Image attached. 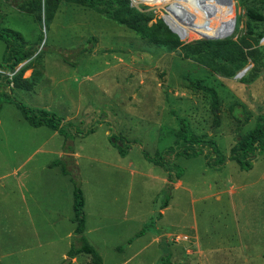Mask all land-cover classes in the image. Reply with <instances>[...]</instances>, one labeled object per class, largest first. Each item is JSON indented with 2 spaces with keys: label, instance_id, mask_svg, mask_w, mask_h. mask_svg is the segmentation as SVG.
<instances>
[{
  "label": "rangeland",
  "instance_id": "obj_1",
  "mask_svg": "<svg viewBox=\"0 0 264 264\" xmlns=\"http://www.w3.org/2000/svg\"><path fill=\"white\" fill-rule=\"evenodd\" d=\"M123 1L147 11L151 16L147 24L162 21L169 26L164 8ZM232 1V34L180 39L193 42L243 34L245 6L258 1ZM0 21L30 44L42 34L22 74L32 83L31 89H10L0 78V90L29 106L55 111L79 132L95 127L82 136L72 134L75 154L68 166L76 170L72 173L85 199L83 235L102 264H160L163 250L171 252L170 264H264V152H256L248 170L228 159L213 168L206 165L203 154L169 153L168 163L161 167L142 154V149L163 153L173 143L178 118L183 117L194 132L215 139L228 155L237 129L234 114L241 110L235 105L231 112L229 106L236 102L250 111L241 128L245 132L254 125L256 105L264 103V35L258 43L263 52L260 62L248 61L225 77L178 48L157 46L78 3L63 1L45 24L42 16L0 0ZM251 23L264 31V20ZM3 48L0 39V60ZM242 69L243 74L236 76ZM191 80L215 88L218 124L212 125L210 95ZM114 133L129 144L125 156L109 141ZM63 139L45 125H29L12 102L1 103L0 264H59L68 243L78 244L73 234H67L75 225L69 215L73 183L59 166L50 165L62 156ZM171 162L184 170L166 191L167 206L160 209ZM159 211L162 215L156 217ZM145 223L144 233L134 237ZM177 234L187 238L175 240ZM129 238H133L130 243ZM90 258L79 253L70 264H91Z\"/></svg>",
  "mask_w": 264,
  "mask_h": 264
},
{
  "label": "trees",
  "instance_id": "obj_2",
  "mask_svg": "<svg viewBox=\"0 0 264 264\" xmlns=\"http://www.w3.org/2000/svg\"><path fill=\"white\" fill-rule=\"evenodd\" d=\"M5 4L11 6L19 11L26 13H34L35 16H42L45 24L52 20L58 5L63 1L82 4L84 6L94 9V11L109 17L111 20L123 24L134 30L141 38L165 48L174 49L178 48L188 57L194 59L198 63L209 67L210 69L221 73L225 77L233 76L238 70L243 68L248 61L258 64L263 57V52L259 48V40L263 37L264 31L255 28L251 22H261L264 20V0H257V5L245 6L244 14L246 16V30L243 34L236 38H223L217 40H196L193 42H183L188 36V33H178L179 36L171 31L169 27L162 21L155 22L154 24H147L151 18L147 11L140 10L137 7L124 4L123 0H3ZM0 21V39L4 42V48L1 55L0 78L3 84H6L10 89L11 87L31 89L32 83L27 78H23V72L30 66L31 59L29 57L37 50V46L42 41V34L39 36L38 41L32 44L28 43L20 32L13 30L9 27L2 26ZM92 41V38L87 39ZM43 49H40L42 52ZM29 59V60H28ZM25 62L17 70L16 67L21 62ZM64 61H68L63 56ZM10 71L12 74L9 76L7 73ZM241 81H246L242 77ZM195 88L207 92L211 97V110L213 112L212 125L218 124L217 108H218V95L214 87L202 83L198 80H191ZM3 101L12 102L20 111L22 117L27 123L33 127L45 125L52 130L57 131L64 137L62 144L63 153L59 159L52 161L50 165L59 166L63 174L68 175L73 183L72 190V221L74 225V238L77 239L78 244L74 242L70 244L65 253V257L59 264H70L73 257L79 253H86L91 256V264H102V258L95 249V247L83 235L85 228V213L84 203L85 199L79 187L76 176L73 172L76 170L68 166V162L73 158V142L71 141L72 134L85 135L94 131V126H88L79 132L78 128H73L75 125L72 121H65L64 118L58 115L55 111L45 108H38L29 106L19 100H16L10 93L0 90V107ZM235 105H239L241 110L239 114H234L237 122V129L235 135V142L229 150V154L225 155L219 149L215 139L206 136L205 134L196 133L190 127L187 119L183 117L178 118L179 126L175 132L173 143L169 144L163 153L156 152L150 154L145 149H142L143 156L153 162L154 164L164 167L167 162V154H173L174 157H194L203 154L206 165L213 168H219L227 159L234 160L239 169L248 170L252 166V161L256 156V152H264V103L256 105L258 114L256 115L255 122L252 128L242 132V126L248 121L250 111L247 110L244 104L233 103L229 107L230 111H234ZM77 127V126H76ZM70 128H72L70 130ZM114 137L115 141H111ZM119 140L121 144H117ZM110 143L116 146L118 153L125 156L129 149L128 142L120 134H112L109 137ZM167 170V179L165 184V197L162 199L160 209L168 204L169 193L167 190L175 179L180 178L183 173V167L177 163H169ZM162 213L159 211L156 217H161ZM152 223V221L147 222ZM147 223L135 232L134 237L143 234ZM133 237V238H134ZM133 238L128 239V243ZM161 243H165L164 239ZM171 252L163 250L159 257L160 264H170Z\"/></svg>",
  "mask_w": 264,
  "mask_h": 264
},
{
  "label": "bare ground",
  "instance_id": "obj_3",
  "mask_svg": "<svg viewBox=\"0 0 264 264\" xmlns=\"http://www.w3.org/2000/svg\"><path fill=\"white\" fill-rule=\"evenodd\" d=\"M140 1L164 8L165 21L177 33L187 32L188 36L203 35L216 38L230 35L234 31V3L232 0Z\"/></svg>",
  "mask_w": 264,
  "mask_h": 264
},
{
  "label": "crops",
  "instance_id": "obj_4",
  "mask_svg": "<svg viewBox=\"0 0 264 264\" xmlns=\"http://www.w3.org/2000/svg\"><path fill=\"white\" fill-rule=\"evenodd\" d=\"M47 77H48V76H47ZM47 77H46V78H47ZM53 131H55V130H53ZM59 153L62 154L63 152L60 151ZM74 154H75V152L73 153V155H74ZM59 170H60V169H59ZM60 172H61V170H60ZM61 174H62V175H65V174H63L62 172H61ZM70 203H71V209H72V199H71ZM69 215L71 216V219H72L73 209H72V214H69ZM73 229H74V227H73ZM67 234H68V237H69V236H71V234L74 235V232H73V230H72V233L67 232ZM70 242H71V241H70ZM70 242H69L68 244H71ZM67 250H68V249H67ZM64 256H65V254L63 255V257H64ZM75 257H76V256H75ZM75 257L72 258L71 262H72V261H75Z\"/></svg>",
  "mask_w": 264,
  "mask_h": 264
},
{
  "label": "water",
  "instance_id": "obj_5",
  "mask_svg": "<svg viewBox=\"0 0 264 264\" xmlns=\"http://www.w3.org/2000/svg\"><path fill=\"white\" fill-rule=\"evenodd\" d=\"M168 27H169V26H168ZM169 29H170L171 31L175 32V31H174L173 29H171L170 27H169ZM175 33L179 36V34H178L177 32H175ZM179 38H181V37L179 36ZM243 71H245V69H242L241 71H239V72L236 74V76L239 75V74H241ZM110 139H111L112 142L115 141L114 137H111ZM117 142H118V144H121V142H120L119 140H117Z\"/></svg>",
  "mask_w": 264,
  "mask_h": 264
},
{
  "label": "built area",
  "instance_id": "obj_6",
  "mask_svg": "<svg viewBox=\"0 0 264 264\" xmlns=\"http://www.w3.org/2000/svg\"><path fill=\"white\" fill-rule=\"evenodd\" d=\"M175 240H182V239H186L187 235H181V234H177L175 235Z\"/></svg>",
  "mask_w": 264,
  "mask_h": 264
}]
</instances>
